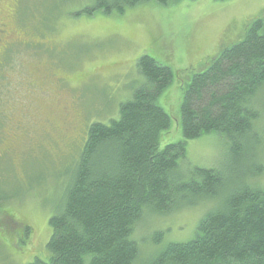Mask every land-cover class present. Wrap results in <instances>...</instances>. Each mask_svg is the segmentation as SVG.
<instances>
[{"label": "rangeland", "instance_id": "rangeland-1", "mask_svg": "<svg viewBox=\"0 0 264 264\" xmlns=\"http://www.w3.org/2000/svg\"><path fill=\"white\" fill-rule=\"evenodd\" d=\"M93 1L27 0L17 18L10 5L0 6V23L27 27L32 40L31 46L10 47L0 72V189L13 197L0 203V264L47 259L49 220L63 195L64 174L79 159L90 125L117 120L120 106L143 85L137 70L142 55L174 75L157 101L171 117L161 133L163 149L183 140L181 105L193 74L242 41L254 21L264 22V0H177L167 6L152 1L122 16H74ZM251 105L258 112L260 144L247 146L241 161L232 160L219 134L188 141L180 163L187 178L195 168L217 169L223 184L214 197L182 202L187 205L169 215L147 212L133 232L142 260L169 243L194 239L202 219L245 185L264 188V85ZM259 167L252 178L249 171ZM158 234L162 240L156 244Z\"/></svg>", "mask_w": 264, "mask_h": 264}, {"label": "trees", "instance_id": "trees-1", "mask_svg": "<svg viewBox=\"0 0 264 264\" xmlns=\"http://www.w3.org/2000/svg\"><path fill=\"white\" fill-rule=\"evenodd\" d=\"M152 1L167 6L177 0H94L74 16H122ZM137 70L144 83L120 106V117L90 125L49 220V255L31 264H264V188L253 184L202 219L188 242L169 243L142 260L133 238L147 212L166 216L187 205L180 203L214 197L221 188L217 169L195 168L187 178L180 163L188 141L219 134L234 162L241 161L247 146L259 143L258 112L251 101L264 85V22L254 21L242 41L193 74L181 105L183 140L163 149L160 137L171 117L157 101L174 75L147 54L138 59ZM254 160L244 163L251 166ZM260 172L259 167L249 175ZM7 190L0 189V203L13 198ZM161 240L158 234L155 243Z\"/></svg>", "mask_w": 264, "mask_h": 264}, {"label": "flooded vegetation", "instance_id": "flooded-vegetation-1", "mask_svg": "<svg viewBox=\"0 0 264 264\" xmlns=\"http://www.w3.org/2000/svg\"><path fill=\"white\" fill-rule=\"evenodd\" d=\"M27 2V0H0V6L10 5V8L15 12V18H17L18 10L20 6ZM8 9V8H7ZM27 27L25 30L19 29L18 27H13L9 22H1L0 23V72L1 67L4 62V56L7 52L11 49L10 47L15 45H24V46H31V39H29V35L27 34ZM53 77V76H52ZM53 96H56L53 94ZM53 99V97H51ZM1 119V118H0ZM12 121V119L8 118V122ZM1 127H4L5 124H1ZM4 143L0 140V151L2 150V145Z\"/></svg>", "mask_w": 264, "mask_h": 264}]
</instances>
